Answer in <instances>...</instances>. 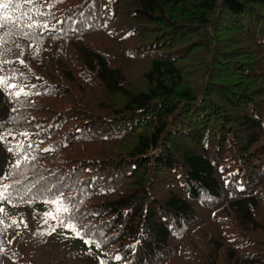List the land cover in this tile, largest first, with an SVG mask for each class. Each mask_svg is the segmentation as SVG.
Returning <instances> with one entry per match:
<instances>
[{
    "label": "trees",
    "instance_id": "obj_1",
    "mask_svg": "<svg viewBox=\"0 0 264 264\" xmlns=\"http://www.w3.org/2000/svg\"><path fill=\"white\" fill-rule=\"evenodd\" d=\"M16 5L0 264H264V0Z\"/></svg>",
    "mask_w": 264,
    "mask_h": 264
},
{
    "label": "snow or ice",
    "instance_id": "obj_2",
    "mask_svg": "<svg viewBox=\"0 0 264 264\" xmlns=\"http://www.w3.org/2000/svg\"><path fill=\"white\" fill-rule=\"evenodd\" d=\"M28 2H33V0H28ZM10 6H17L16 0H5V2H0V10H7ZM0 16H3V12L0 11ZM0 27H3L2 24H0ZM7 85V81L0 79V86Z\"/></svg>",
    "mask_w": 264,
    "mask_h": 264
}]
</instances>
